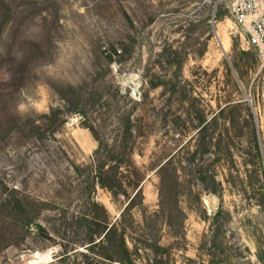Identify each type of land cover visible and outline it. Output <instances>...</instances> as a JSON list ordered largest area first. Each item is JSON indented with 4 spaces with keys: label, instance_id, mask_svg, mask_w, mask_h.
<instances>
[{
    "label": "rangeland",
    "instance_id": "rangeland-1",
    "mask_svg": "<svg viewBox=\"0 0 264 264\" xmlns=\"http://www.w3.org/2000/svg\"><path fill=\"white\" fill-rule=\"evenodd\" d=\"M234 1L0 0V119L79 109L46 143L81 167L97 149L87 127L110 136L124 116L139 131L144 201L122 225L135 264H264V52L234 22ZM45 161L9 123L0 197L18 187L62 205L52 185L68 161L49 175ZM96 198L119 220L127 201L100 188ZM74 214L46 208V232L24 241L0 232V264H110L86 231L64 227Z\"/></svg>",
    "mask_w": 264,
    "mask_h": 264
},
{
    "label": "trees",
    "instance_id": "trees-1",
    "mask_svg": "<svg viewBox=\"0 0 264 264\" xmlns=\"http://www.w3.org/2000/svg\"><path fill=\"white\" fill-rule=\"evenodd\" d=\"M112 62V61H111ZM74 94V89L71 88ZM82 96V97H81ZM65 104H69L68 97L61 95ZM85 95L79 96V101H84ZM66 111L52 109L49 114L39 116V120L30 117H21L15 110L16 120L11 122L0 119V140L9 123L14 127V131L24 134V136L36 144H41V148L46 154V173H58L60 162L64 159L68 161L67 176L57 177V183L52 188L57 187L58 193L62 196V205L54 204L49 207V202L44 198H33L19 189L3 193L0 197V214L7 213L8 220L12 224L0 226L3 232L4 242L12 240L24 241L27 234L31 236L32 229L44 234L45 228L41 223L43 212L46 208L50 210L67 211L76 209V214L71 217L63 216L61 221L68 230L77 228V234L86 231L88 236V250L97 258L110 264H135L136 260L131 256L128 248L125 231L122 225L129 213L136 208V201L143 205L144 196L142 193L143 178L141 173L136 170L133 164L134 145L136 139L141 135L134 127L131 118L119 117L121 125L110 133V136L101 137L93 127H87L97 143V149L93 155L92 164L89 167H81L75 162L70 161L63 149L56 145H47L48 138L55 139L57 128L65 123V118L70 113L83 114L75 107H66ZM74 109V110H73ZM223 109L221 113L224 111ZM161 166L159 171L166 165ZM49 175V174H48ZM204 182V180H202ZM27 183V182H26ZM100 188L109 192L113 201L124 199L127 205L124 208L119 220L115 223L107 210L98 203L96 198L97 189ZM7 191V190H6ZM59 206L55 208L56 206ZM53 208V209H52ZM55 208V209H54ZM3 223H7L4 220ZM7 228L8 232H6ZM103 247L104 254L94 252L97 247ZM64 258H62L63 260ZM157 260L155 261L156 264Z\"/></svg>",
    "mask_w": 264,
    "mask_h": 264
},
{
    "label": "built area",
    "instance_id": "built-area-1",
    "mask_svg": "<svg viewBox=\"0 0 264 264\" xmlns=\"http://www.w3.org/2000/svg\"><path fill=\"white\" fill-rule=\"evenodd\" d=\"M231 15L236 25L250 34V42L264 52V0H235Z\"/></svg>",
    "mask_w": 264,
    "mask_h": 264
}]
</instances>
